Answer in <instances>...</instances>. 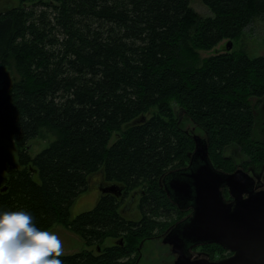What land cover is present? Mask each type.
Returning a JSON list of instances; mask_svg holds the SVG:
<instances>
[{
  "label": "trees",
  "instance_id": "trees-1",
  "mask_svg": "<svg viewBox=\"0 0 264 264\" xmlns=\"http://www.w3.org/2000/svg\"><path fill=\"white\" fill-rule=\"evenodd\" d=\"M17 1L0 12V136L17 150V164L0 161V214L26 211L42 230L60 224L77 234L85 248L64 253L62 264H131L170 210L160 176L186 166L194 147L171 101L205 133L215 168L236 167L225 154L231 148L245 165L264 162L254 116L264 56L223 49L196 64L197 50L238 38L264 16V0H201L207 17L190 0ZM12 65L10 83L3 69ZM43 127L56 138L31 156ZM96 173L120 198L101 193L91 209L71 215ZM133 190L144 195L138 219L120 209Z\"/></svg>",
  "mask_w": 264,
  "mask_h": 264
},
{
  "label": "water",
  "instance_id": "water-1",
  "mask_svg": "<svg viewBox=\"0 0 264 264\" xmlns=\"http://www.w3.org/2000/svg\"><path fill=\"white\" fill-rule=\"evenodd\" d=\"M231 47L232 40L228 39L224 49L229 51ZM191 136L194 147L188 164L179 169L180 178L174 170L163 177L164 189L173 202L176 196L180 207L192 202V211L164 238L177 254L168 264H264V188L255 191L253 179L241 169L226 173L215 168L208 155L206 138ZM223 186L229 188L230 202L222 195ZM118 189L115 183H109L100 190ZM205 243H216L231 253L216 260L192 259L188 248Z\"/></svg>",
  "mask_w": 264,
  "mask_h": 264
},
{
  "label": "rangeland",
  "instance_id": "rangeland-1",
  "mask_svg": "<svg viewBox=\"0 0 264 264\" xmlns=\"http://www.w3.org/2000/svg\"><path fill=\"white\" fill-rule=\"evenodd\" d=\"M18 5L17 0H0V12L8 10L12 7ZM191 9L199 14L202 17L211 16V12L207 6H205L201 0H190ZM51 13V12H50ZM228 39L221 40L218 44L209 50H197V61L196 64L200 65V63L212 55L216 51H224V46ZM233 50H242L246 52L249 56H264V16L256 17L249 24L244 31L239 35L238 38L232 39V47L229 51ZM5 74L7 75L9 82L11 83L13 78L17 77V73L15 68L10 66L7 69H3ZM9 83V84H10ZM170 106L175 108L177 112V116L179 120L182 122V126L189 131L190 135L197 134L201 137H205V133L200 129L196 128L194 124L189 120L188 116L184 113V111L178 108L176 102L171 101ZM56 138L55 131L48 129L46 127L41 128L39 134L30 141L29 153L31 156H34L38 151H40L43 147L47 146V144L53 141ZM114 137L111 138V141ZM232 150H228L227 152H231ZM235 155L236 152H234ZM2 159H8L12 163L17 164V150L16 147L9 141L5 140L0 136V161ZM0 174H4V170L0 165ZM98 180V176L96 177V181ZM93 183V182H92ZM96 184V182H94ZM90 189L86 192L79 195L70 208L71 215H76L80 212L89 210L93 207L96 198L98 196L99 189L96 185L91 184ZM127 216H131L129 218L137 219L138 218V209L135 203L129 205V209L126 212ZM168 216H171L170 210L166 212ZM165 215H163L164 217ZM48 231L55 232L57 236L62 241L63 246V254L64 253H73L75 251L80 250L81 248H85V244L81 240V238L71 232L68 229H65L60 224H53ZM152 241L145 242V247L142 249V256L138 260L137 264H159L160 261L164 260L168 261L169 258L165 257L164 253L166 248L159 245L158 252L153 250L148 252L146 249L150 245ZM109 243L108 239L105 240V244ZM92 248V247H91Z\"/></svg>",
  "mask_w": 264,
  "mask_h": 264
},
{
  "label": "flooded vegetation",
  "instance_id": "flooded-vegetation-1",
  "mask_svg": "<svg viewBox=\"0 0 264 264\" xmlns=\"http://www.w3.org/2000/svg\"><path fill=\"white\" fill-rule=\"evenodd\" d=\"M255 103V100H254ZM253 103V104H254ZM254 116L256 118V126L257 131L259 132V130L261 129L262 134L260 135V137L264 136V124L260 123L262 121V119L264 118V97L262 98V101L259 102V104L257 105V107H255L254 109ZM182 125V123H181ZM229 150H232L231 152H225V154H231L233 155L237 162H236V167L230 171H223L221 169V171L226 172V173H231L237 169H241L242 171L246 172L248 174L249 177H251L254 181L253 184V189L259 190L264 188V162H262L260 165L256 166L254 164H243L244 163V158L242 157V155L234 148H231ZM234 152H236L237 155L234 154ZM188 163V162H187ZM184 166H175L172 168L167 169L166 172H164L161 176H160V188L165 192L166 196L168 197L169 194L166 192V190L164 189V181H163V177L165 174H167L169 171L174 170L173 173H175L176 176H178L180 178V175H177L178 173H180L181 171L179 170L180 168H183ZM98 176V180L96 181V177ZM172 177V174H171ZM89 180H91V183L93 185H96L99 189L98 192V196L101 193H111L113 195H115L117 198H120V192L119 190H116L115 192H101L100 189H105L106 186L109 184V182L104 181L100 175H98V173L93 174L90 176ZM96 182V184L94 183ZM92 186V185H91ZM226 190V192L228 193V196L225 197L223 194V191ZM173 195V194H172ZM222 195L225 199L226 202H230L232 199V196L229 193V188L227 186H223L222 187ZM246 195V194H245ZM143 192H138L137 190H133L131 192H129V194L123 196V202L120 206L121 212L123 213V215H125L126 217H131V216H127L126 212L129 209V205L132 203H135V206L138 204L139 199L142 198ZM96 198V199H97ZM176 201H171L172 207L170 208V213L172 214L171 216H168L166 213H164L163 215H165L164 217H162V215L160 216V222L157 225L156 230L154 231L153 235L144 238L142 240H140L139 244H138V248H137V253L136 254H132L131 257L133 258V262L131 264H137L138 260L141 258L142 256V249L143 247H145V242L147 241H152L151 246L149 245L147 247V251L151 252L153 250L157 251L159 250V245L163 246L164 248H166V251L163 252L165 257H168L169 260L165 261L162 260L160 261L159 264H168L171 263L175 260V258L177 257L176 253H173L172 250V245L168 244L167 242H164V238L167 236V234L171 231V229L174 228V226L177 225V223L179 221H182L185 219V217L192 211V205H191V201L190 203H188V205L185 206H181V202L178 199V197L176 196ZM167 212V211H166ZM138 218H139V212H138ZM137 218V219H138ZM109 243L108 244H114L117 243L115 239H108ZM121 243V242H120ZM210 243H205V244H199V245H195V246H190L188 248V251L191 254V258L192 259H200V258H204V259H208V260H216L222 257H225L227 255H229L231 252L226 253L223 252V256L220 255V253L215 254V253H211L210 252V247H209ZM96 251H98V249H96ZM128 259V258H127ZM126 259V260H127ZM124 261V259H123Z\"/></svg>",
  "mask_w": 264,
  "mask_h": 264
},
{
  "label": "clouds",
  "instance_id": "clouds-1",
  "mask_svg": "<svg viewBox=\"0 0 264 264\" xmlns=\"http://www.w3.org/2000/svg\"><path fill=\"white\" fill-rule=\"evenodd\" d=\"M62 241L26 211L0 214V264H62Z\"/></svg>",
  "mask_w": 264,
  "mask_h": 264
}]
</instances>
